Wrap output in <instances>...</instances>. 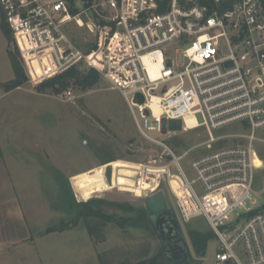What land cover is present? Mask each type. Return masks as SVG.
Returning <instances> with one entry per match:
<instances>
[{
    "label": "built area",
    "instance_id": "built-area-1",
    "mask_svg": "<svg viewBox=\"0 0 264 264\" xmlns=\"http://www.w3.org/2000/svg\"><path fill=\"white\" fill-rule=\"evenodd\" d=\"M73 6L75 13L70 0H0L28 67L33 55L46 79L85 62L121 92L140 135L162 148L140 163L137 184L150 168L149 182L158 185L145 194L167 182L175 195L171 183L178 180L193 205L185 209L175 195L178 220L206 219L220 243L213 264H264V204L251 205L262 166L264 1L75 0ZM71 25L86 29L97 47L80 48ZM172 122L180 133L202 130L207 137L177 155L160 138ZM200 151L185 171L181 161Z\"/></svg>",
    "mask_w": 264,
    "mask_h": 264
},
{
    "label": "rangeland",
    "instance_id": "rangeland-1",
    "mask_svg": "<svg viewBox=\"0 0 264 264\" xmlns=\"http://www.w3.org/2000/svg\"><path fill=\"white\" fill-rule=\"evenodd\" d=\"M69 36L86 53L97 47L95 37L86 29L71 25ZM16 47L0 27V213H8L6 217L16 223L13 230L9 223H0V264H102L99 256L113 264L139 260L149 264H213L218 239L213 236L206 255L199 257L189 237L190 230L211 232L202 216L180 223L190 247L186 262L172 261L165 249V241L154 226L155 215L140 199L153 211L163 208L167 200L177 218L178 196L185 209L193 205L177 179L171 183L177 198L167 182L153 194H145L144 189L158 185V181L155 185L149 182L152 168L137 184L140 163L159 155L162 148L140 135L121 92L112 89L101 73L88 89L74 81L60 92L40 89L39 83L50 78L44 79L34 56L28 58L29 68L21 54L28 81L5 91L1 84L15 76L8 52H17ZM177 62H183L181 55ZM76 67L89 69L85 62ZM68 91L70 99L65 95ZM198 117L201 121L202 116ZM179 129V123L172 122L160 135L177 155L207 137L202 130L180 133ZM232 129L236 128L220 133ZM260 138L262 166L256 174L253 207L264 204V130ZM203 153L187 155L181 161L185 171L189 170V160ZM80 203L100 207L115 217L101 226V240L89 234ZM51 226L75 229L46 233Z\"/></svg>",
    "mask_w": 264,
    "mask_h": 264
},
{
    "label": "trees",
    "instance_id": "trees-1",
    "mask_svg": "<svg viewBox=\"0 0 264 264\" xmlns=\"http://www.w3.org/2000/svg\"><path fill=\"white\" fill-rule=\"evenodd\" d=\"M83 1H89V0H83ZM264 1V0H263ZM72 8L71 11L73 13L76 12V8L73 6L75 0H70ZM206 2V1H203ZM210 3V2H208ZM0 27L2 31L4 32L5 36L11 41H15L14 35L12 33V30L9 26V24L6 23L4 18L0 20ZM17 46V45H16ZM17 52H15L13 49H10L8 54L11 59V63L14 69V78L10 79L9 81L3 82L1 86L5 91H10L12 89H15L17 87L22 86L25 82L28 81V76L26 74L25 68L23 66L22 60L19 57L20 50L18 46L15 49ZM100 78V72L95 68H89L87 71H81L76 66L69 68L68 70L55 75V77H52L50 79H47L43 81L42 79L39 88L40 89H46V88H52L54 92H60L61 90H64L70 86L71 81H74L75 84L79 85L82 89H88L95 85V83ZM101 202L108 203V204H116L113 203L110 200H102ZM94 208L91 204L86 203H80V214L83 216V220L85 222V226L88 229V232L91 236L96 238L97 240H101L102 233H101V226L106 223V221H114L115 217L112 215H109L103 211V209ZM103 218L104 220H102ZM102 220L100 222H96V220ZM67 228H61L57 226H51L47 228L46 233H52L57 231H64ZM216 237L215 233L211 230V232H202L197 230H190L189 231V237L194 249V252L199 257H204L207 253L208 248V242L212 237ZM102 264H113L109 263L108 259H105L103 256H99ZM118 264H149V261L147 260H139L135 262H122Z\"/></svg>",
    "mask_w": 264,
    "mask_h": 264
},
{
    "label": "water",
    "instance_id": "water-1",
    "mask_svg": "<svg viewBox=\"0 0 264 264\" xmlns=\"http://www.w3.org/2000/svg\"><path fill=\"white\" fill-rule=\"evenodd\" d=\"M227 64H231V62ZM159 193L166 199L163 191L160 190ZM140 200L144 202L150 214L155 215V229L163 237L164 247L169 252L171 260L177 263L186 262L190 254V247L181 224L175 212L169 208L167 200L165 206L157 211L150 209L144 199Z\"/></svg>",
    "mask_w": 264,
    "mask_h": 264
},
{
    "label": "crops",
    "instance_id": "crops-1",
    "mask_svg": "<svg viewBox=\"0 0 264 264\" xmlns=\"http://www.w3.org/2000/svg\"><path fill=\"white\" fill-rule=\"evenodd\" d=\"M10 212V211H9ZM13 215H15L14 213H12ZM6 216H8V213H6L5 215H2L1 213H0V223L1 224H6V222L7 223H9V224H7L8 226H11V230H13L14 229V225L16 224L14 221H12L11 219H9V218H7ZM8 219L10 220V222H8ZM73 229H75V227H73V228H70V229H66V230H64V232H66V231H71V230H73Z\"/></svg>",
    "mask_w": 264,
    "mask_h": 264
},
{
    "label": "bare ground",
    "instance_id": "bare-ground-1",
    "mask_svg": "<svg viewBox=\"0 0 264 264\" xmlns=\"http://www.w3.org/2000/svg\"><path fill=\"white\" fill-rule=\"evenodd\" d=\"M33 55H28V58H30V57H32ZM156 110H157V108H156ZM258 161H257V163H258V165L260 166L261 165V161H260V159H257ZM162 209V208H161ZM159 210V209H158ZM154 211H157V210H154Z\"/></svg>",
    "mask_w": 264,
    "mask_h": 264
}]
</instances>
